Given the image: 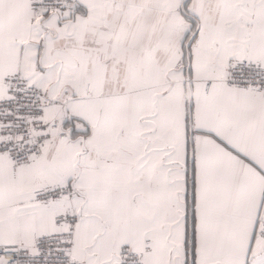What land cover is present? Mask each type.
<instances>
[{"label": "snow or ice", "instance_id": "6c2138e0", "mask_svg": "<svg viewBox=\"0 0 264 264\" xmlns=\"http://www.w3.org/2000/svg\"><path fill=\"white\" fill-rule=\"evenodd\" d=\"M0 264H264V0H0Z\"/></svg>", "mask_w": 264, "mask_h": 264}]
</instances>
